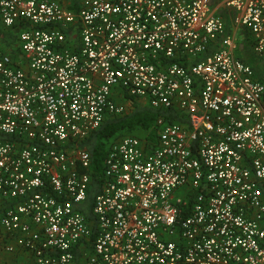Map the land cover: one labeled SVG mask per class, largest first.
Segmentation results:
<instances>
[{
  "label": "built area",
  "instance_id": "1",
  "mask_svg": "<svg viewBox=\"0 0 264 264\" xmlns=\"http://www.w3.org/2000/svg\"><path fill=\"white\" fill-rule=\"evenodd\" d=\"M76 3L0 0V251L26 264H264V82L235 52L242 31L264 59V0ZM125 94L164 112L154 138L111 143L91 222L78 142L128 111Z\"/></svg>",
  "mask_w": 264,
  "mask_h": 264
},
{
  "label": "trees",
  "instance_id": "2",
  "mask_svg": "<svg viewBox=\"0 0 264 264\" xmlns=\"http://www.w3.org/2000/svg\"><path fill=\"white\" fill-rule=\"evenodd\" d=\"M78 0H74L72 4L68 6L71 8L76 7ZM246 33V32H245ZM4 39L6 43H11L12 34L4 33ZM14 37V35H13ZM246 40V39H245ZM247 46V53L250 51L249 41H245ZM245 46V45H244ZM248 53V57H242L241 59L247 63L253 64L259 61L260 57L256 56L254 53ZM257 60V61H254ZM264 82V79L259 78ZM129 100L131 102V107L127 112L120 115H115L111 117H106L100 125L89 133L84 139L78 142V145L83 149L87 150L90 155L91 165V182L87 190L86 197L81 204L80 211L86 220L93 222L94 216L91 211L92 203L95 194L99 191L100 187V175L102 170V160L106 155L111 143L123 135H136V136H146L147 138H154L156 133L155 120L162 114V110L153 108L146 103H141L134 97L124 95L122 101ZM168 118L179 119L175 110L170 109L166 112ZM183 120V118H181ZM94 225V224H93ZM94 227L92 228V236H94Z\"/></svg>",
  "mask_w": 264,
  "mask_h": 264
},
{
  "label": "rangeland",
  "instance_id": "3",
  "mask_svg": "<svg viewBox=\"0 0 264 264\" xmlns=\"http://www.w3.org/2000/svg\"><path fill=\"white\" fill-rule=\"evenodd\" d=\"M242 31H238L236 32V40H237V44L238 46L242 44V49H240L239 47L236 48L235 52H236V55H238L239 57H248L247 54L252 52L251 49L250 51H248L247 53V46L245 44V41L244 38H243V32L241 33ZM245 33V32H244ZM245 45V46H244ZM253 53V52H252ZM251 53V54H252ZM254 61V60H253ZM257 61V60H255ZM254 61V62H255ZM260 61H262V63H260ZM264 59H259V61H257V63L255 64L256 65V69L260 72V73H264ZM261 70V71H260ZM139 102L141 103H144L142 100H138ZM125 105H126V108L129 110V108L131 107V102L129 100H125ZM2 252V251H0ZM7 254L6 256V260L9 261V264L10 262L14 261L15 263H19V264H26V260L24 259V257H22L21 259H19V255L18 253H14V254H8V253H5ZM18 256V259H16L15 257Z\"/></svg>",
  "mask_w": 264,
  "mask_h": 264
},
{
  "label": "crops",
  "instance_id": "4",
  "mask_svg": "<svg viewBox=\"0 0 264 264\" xmlns=\"http://www.w3.org/2000/svg\"><path fill=\"white\" fill-rule=\"evenodd\" d=\"M62 1V3H65L66 5H69V4H72L73 2H74V0H61ZM221 13H223V14H226V10H224V9H220L219 10ZM241 49H242V45H241V47H240ZM257 63V62H256ZM255 63V64H256ZM260 63H262V61H260ZM249 64H251V63H249ZM254 64V63H253ZM253 64H251V65H253ZM263 64H264V62H263ZM254 68H255V72H256V75H257V77L258 78H262V79H264V73H260L257 69H256V66H253ZM261 71V70H260ZM8 254H14V253H8ZM6 256H7V254H5V253H2V252H0V259L2 260V261H4L5 263H7V264H9V261L8 260H6ZM19 259H21L22 257H26L25 255H23V254H21V255H19ZM16 259H18V256L17 257H15ZM10 264H19V263H15L14 261H12V262H10Z\"/></svg>",
  "mask_w": 264,
  "mask_h": 264
}]
</instances>
